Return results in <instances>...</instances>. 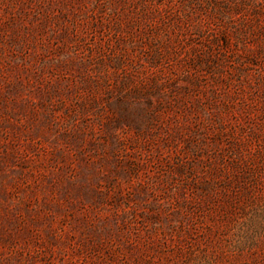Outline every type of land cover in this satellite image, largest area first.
Returning <instances> with one entry per match:
<instances>
[{
  "label": "rangeland",
  "instance_id": "rangeland-1",
  "mask_svg": "<svg viewBox=\"0 0 264 264\" xmlns=\"http://www.w3.org/2000/svg\"><path fill=\"white\" fill-rule=\"evenodd\" d=\"M0 264H264V0H0Z\"/></svg>",
  "mask_w": 264,
  "mask_h": 264
}]
</instances>
